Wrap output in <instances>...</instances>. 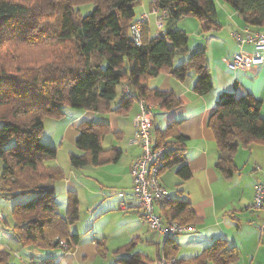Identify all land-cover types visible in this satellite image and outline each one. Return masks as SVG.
<instances>
[{
  "label": "trees",
  "instance_id": "16d2710c",
  "mask_svg": "<svg viewBox=\"0 0 264 264\" xmlns=\"http://www.w3.org/2000/svg\"><path fill=\"white\" fill-rule=\"evenodd\" d=\"M221 1L243 18L246 27L264 30V0ZM84 4H92L93 8L81 15L77 8ZM138 4L139 0H0V198L28 197L25 202L15 203L11 210L12 235L25 247L67 252L79 241L78 235L71 234L68 228L78 219L74 191L67 193L66 215L58 212L53 184L65 176L55 164L57 149L41 140L45 117L60 119L65 107L108 112L120 83L129 88L130 94L121 95L116 113L126 114L132 103L140 100L174 111L180 101L171 92L147 85L149 79L161 73L182 81L193 71L197 77L192 91L197 95H205L213 88L203 51L193 53L178 66H174L173 58L187 43V34L175 27L178 20L193 17L202 23V31L219 26L214 0H152L151 9L167 12L165 28L151 37L148 23H142L136 45L130 27L137 22L134 8ZM260 103L250 94L235 97L222 91L207 119L217 147L215 167L227 179L236 170L233 156L238 148L252 143L264 145ZM176 125L172 121L164 130H155L153 147H164L167 153L158 174L180 163L176 175L184 181L191 172L178 155L184 149L185 138L176 131ZM78 129L75 145L80 153L69 154L71 168L118 161L119 150L101 145V137L111 133L108 124L84 121ZM167 138L171 140L166 141ZM190 206L189 201L171 196L158 207V213L165 220L192 225L198 218ZM4 223L5 219L1 225ZM61 240L66 248L60 245ZM131 245L130 242L112 253H126ZM96 246L100 256L107 253L103 240H98ZM177 249L172 237L163 238L162 244H157L156 259L176 257ZM9 256L0 248V264H8ZM238 259L237 247L220 238L199 255L177 261L236 264ZM53 260L52 256L31 257V262L23 263L56 264ZM115 263L145 261L135 254L115 256Z\"/></svg>",
  "mask_w": 264,
  "mask_h": 264
},
{
  "label": "crops",
  "instance_id": "0c3cea01",
  "mask_svg": "<svg viewBox=\"0 0 264 264\" xmlns=\"http://www.w3.org/2000/svg\"><path fill=\"white\" fill-rule=\"evenodd\" d=\"M214 2L219 26L208 31H202V23L198 22L193 44L189 45L187 42L184 47L175 52L173 58L174 66H178L193 53L203 51L213 88L205 95L195 94L192 87L197 75L193 71L182 81L168 73H161L155 78L149 79L147 85L150 88L171 92L180 101V107L170 112L162 110L158 105H151L154 114L151 142L154 144L155 130H164L170 122H177L176 131L185 138L184 149L178 155L189 168L191 176L189 179L181 181L176 175V170L181 164L177 163L166 168L159 175V180L170 195L177 193L179 194L176 196L177 198L190 202L191 210L198 218V221L192 225L195 230L199 228L201 232L206 233L201 251L215 239L223 238L230 245L237 247L240 257L242 246L246 243L245 239L241 237L243 233L245 236L251 237V241L256 243V254L252 255L250 264H262L259 253H264V215L262 212L252 210L250 206L255 184L258 182L264 184V145L252 143L246 147L238 148L233 156V164L236 170L227 179L215 167L218 153L214 135L207 126V119L215 110L218 96L222 91L230 92L235 97L250 94L260 100V116L264 119V63L259 66L254 65L251 62L253 47L244 45L240 49L232 37L233 30L246 27L243 18L221 0H214ZM238 52H241L246 59L245 68L229 69L224 60L231 58ZM125 86L124 84L121 88L122 94ZM116 100L118 105L119 98ZM110 108L111 110L108 112L76 110L72 112L70 118H66L65 113L58 120L59 122L63 119V125L60 129L56 128V130L59 129L57 131L60 141L59 150L62 145L68 144L69 147L76 149L78 154L80 153L76 148L75 141L79 135L78 126L84 121L109 125L111 133L101 137V145L104 137L108 135H112L116 140L118 139L117 141L126 137V131L120 124L124 117L132 124V133L130 134L132 136L133 121L140 112L139 101H134L126 114L116 113L111 104ZM169 140L171 139H166V141ZM103 148H113L120 151L117 162L106 164L104 165L105 169L99 170L110 178L107 179V182L120 184L119 187H122V190L116 193L118 207L119 202L126 200L124 194L132 193L130 166L140 154V148L133 145L129 146L126 167L119 173L110 167L117 165L122 159L121 150L114 145ZM57 159H55V164L64 172L65 169ZM64 176V179L53 184L55 197L57 193L63 196V191L66 193L76 192V183L67 178L65 172ZM85 187L88 189L87 185ZM129 199L132 208H138V199L134 196ZM135 212L139 214V211ZM70 233L77 234L71 230ZM77 235L79 237L78 244L70 247L67 252L61 249L54 250L56 251L55 255H51L54 258V263L95 264L101 258H105L106 255L100 256L98 253L96 246L98 239L96 237L87 240L85 239L87 235ZM106 250L108 252L107 247ZM30 258L23 259L24 263L29 262Z\"/></svg>",
  "mask_w": 264,
  "mask_h": 264
},
{
  "label": "rangeland",
  "instance_id": "374dc122",
  "mask_svg": "<svg viewBox=\"0 0 264 264\" xmlns=\"http://www.w3.org/2000/svg\"><path fill=\"white\" fill-rule=\"evenodd\" d=\"M152 0H139V4L134 8V20L138 21L142 14L149 16V35L155 37L157 35L155 26V16L151 12L149 6ZM93 8L92 4H84L79 6L81 15H86ZM199 21L193 17H183L178 20L175 24L177 29H181L187 34V42L192 45L195 39V32L198 28ZM124 66L123 71L126 69ZM123 83L117 86V98H120L121 88ZM116 98V99H117ZM111 103L114 109L117 105V100ZM66 118L72 116V112L76 111L69 107H65ZM59 119H53L45 117L43 119V132L41 136L42 142L49 144L57 149L58 162L62 164L65 169L64 172L67 178H70L76 183V196L78 199V219L72 224H69V230L80 236L87 235L85 239H92L96 237L98 240H104L108 252L105 254V258H101L95 264H116V258L120 257H131L135 254H139L144 258L145 264H151L156 259L157 244H162L163 238L157 235L151 234L147 231L146 225L142 218L139 216L141 210L139 208H132L129 211H121L117 207L116 193L122 190L119 187L120 184H112L107 182L109 177H106L105 173L99 172L101 169L106 167H84L81 169H73L70 167L68 162V153L78 154L76 149L69 147L68 144L62 145L61 149L59 145V133L57 132L63 125ZM121 126L126 131V137L121 141H117L112 135L104 137L102 142L103 147H110L112 145L117 146L122 152V159L119 163L110 169L116 170L118 173L126 167V159L129 156L130 138L132 133V124L129 120L122 118ZM58 126V127H57ZM56 128H59L56 130ZM130 132V133H129ZM130 135V136H129ZM130 137V138H129ZM59 150V151H58ZM72 170V173H70ZM97 170V171H96ZM100 173V174H99ZM102 183V184H100ZM87 185L88 189L85 187ZM166 187V186H165ZM167 188V187H166ZM126 191V190H125ZM127 192V191H126ZM173 198L179 194H172ZM175 195V196H174ZM68 194L63 191V196L56 194V202L58 212L65 216L67 209ZM28 200V197H19L16 199H2L0 198V212L5 219L4 225L0 226V248L5 249L10 253L8 264H24L25 258L33 257L35 259L51 257L55 255L57 249H40L38 247H25L18 243L13 237L11 228L13 225V218L11 214L12 207L15 203H21ZM135 211H139V214ZM199 228H196L195 232L177 234L173 236V240L178 244L176 251V258L183 261L189 258L199 255L201 247L204 243L203 238L205 237ZM246 241L243 244L240 251V257L237 264H250L252 255H255L256 243L251 241V237L241 234ZM129 250L122 254H113L112 250L130 245ZM208 243V242H206ZM210 243V242H209ZM208 245V244H207ZM56 250V251H54ZM58 256V254H57ZM262 264H264V253H259ZM104 260V261H103ZM206 264H214L212 261H207Z\"/></svg>",
  "mask_w": 264,
  "mask_h": 264
},
{
  "label": "built area",
  "instance_id": "2783aa9c",
  "mask_svg": "<svg viewBox=\"0 0 264 264\" xmlns=\"http://www.w3.org/2000/svg\"><path fill=\"white\" fill-rule=\"evenodd\" d=\"M155 16V26L157 32H162L165 28L167 12L165 10L151 9ZM149 16L143 14L140 19L130 27V35L136 45L140 41L141 24L148 23ZM232 37L238 47L242 49L244 45L253 47L251 62L254 65L264 63V30L245 27L232 31ZM229 69H244L246 59L241 52L234 54L231 58L224 60ZM123 94L129 95L127 86L123 88ZM140 112L133 121L134 131L130 138V144L140 148V154L131 163L130 177L132 182V193L124 194L126 200L118 203V209L128 211L131 208L129 203L131 197L138 199V208L141 210V217L146 225L147 231L160 238H170L177 234L191 233L195 231L193 225H182L175 220H165L157 211L159 206L164 205L171 199L170 194L164 189L159 180V170L163 167L167 153L164 147H153L151 142V130L153 129L154 114L152 106L139 101ZM251 209L262 212L264 215V184L258 182L254 186ZM3 215L0 212V226L3 223ZM60 245L67 247L61 240ZM31 262V261H29ZM36 264H43L38 261ZM152 264H179L176 257L161 256L155 259Z\"/></svg>",
  "mask_w": 264,
  "mask_h": 264
}]
</instances>
